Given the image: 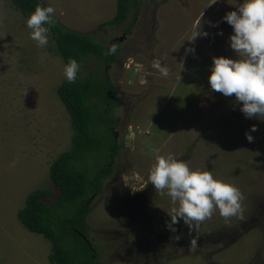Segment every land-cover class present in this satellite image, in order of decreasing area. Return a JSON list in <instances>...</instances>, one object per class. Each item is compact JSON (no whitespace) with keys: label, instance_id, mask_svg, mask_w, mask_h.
Masks as SVG:
<instances>
[{"label":"rangeland","instance_id":"1","mask_svg":"<svg viewBox=\"0 0 264 264\" xmlns=\"http://www.w3.org/2000/svg\"><path fill=\"white\" fill-rule=\"evenodd\" d=\"M40 1L55 8L63 27L89 33L106 47L116 44L115 62L87 56L79 70L80 77L91 72L107 77L118 95L113 172L85 221L87 238L99 252L97 264H135L125 253L144 236L162 255H168L166 241L182 244L172 258L159 259L163 264H264V119L247 118L234 95L211 90L207 81L211 57L238 58L228 45L231 26L222 17L239 0H138L125 21L112 27L103 23L114 16L116 0ZM25 18L0 0V264H51L50 242L27 231L17 212L37 189L50 191L46 204L56 200L59 190L50 182L49 167L69 149L72 130L56 92L64 62L51 38L43 49L30 39ZM197 31L207 35L193 38ZM154 58L168 66L167 77L151 67ZM151 148L236 186L241 211L224 218L214 210L203 221L189 226L179 221L170 231L165 224L173 205L148 183L157 154ZM104 149L97 164L110 160ZM143 187L149 192L144 227L151 233L138 229L129 235L131 222L118 216L117 201Z\"/></svg>","mask_w":264,"mask_h":264},{"label":"trees","instance_id":"2","mask_svg":"<svg viewBox=\"0 0 264 264\" xmlns=\"http://www.w3.org/2000/svg\"><path fill=\"white\" fill-rule=\"evenodd\" d=\"M5 1L24 17L37 3L44 6L40 0ZM137 2L116 0L115 14L103 26L124 22ZM55 21L50 38L64 63L72 57L81 64L87 56L106 64L115 61L116 52L106 54L109 47L92 39L89 33L65 28L56 18ZM77 77L73 83L63 79L56 90L72 130L69 149L49 167L50 182L58 188L59 194L53 203L46 204L44 199L50 191L34 190L17 212V219L27 231L50 242L48 261L51 264H97V248L86 235V215L90 211V197L101 193L112 171L111 159L118 150L113 132L116 124L113 107L118 99L116 86L99 72L85 77H80L78 72ZM104 148L110 150V160L100 165L97 161L104 156Z\"/></svg>","mask_w":264,"mask_h":264},{"label":"clouds","instance_id":"3","mask_svg":"<svg viewBox=\"0 0 264 264\" xmlns=\"http://www.w3.org/2000/svg\"><path fill=\"white\" fill-rule=\"evenodd\" d=\"M54 14L55 8L52 5L41 6L37 3L25 18V25L30 30V39L34 40L41 49L49 44L50 30L56 22ZM222 20L231 26L228 45L235 54H238V58L211 57L208 84L211 90L224 96L234 95L235 100L240 102V111L247 118L255 117L262 120L264 119V0H239L238 7L226 12ZM197 35L206 36L207 33L197 31L193 38ZM115 51L116 46L111 45L106 54ZM44 55L46 56V53ZM151 67L161 76L169 75L168 66L162 65L160 59L154 58ZM79 70L78 61L69 57L63 64L64 81L75 82ZM255 130V125H252L250 131ZM245 138L249 142L253 139L249 132L245 133ZM151 150L157 154L149 167L148 183L161 195H167L173 205L167 213L169 220L165 224L170 231H176L174 225L179 221H183L187 226L193 222L203 221L210 217L214 210H218L219 215L224 218L235 216L241 211L240 202L243 196L236 186L214 178L207 168L191 169L186 161L177 159L171 153L160 155L159 149L151 148ZM11 163L14 165L15 161Z\"/></svg>","mask_w":264,"mask_h":264},{"label":"flooded vegetation","instance_id":"4","mask_svg":"<svg viewBox=\"0 0 264 264\" xmlns=\"http://www.w3.org/2000/svg\"><path fill=\"white\" fill-rule=\"evenodd\" d=\"M111 45H116V44H114V42H112ZM107 67L108 66H106L105 68H107ZM112 170H113V168H112ZM112 172L113 171H111V173ZM109 179H110V176L107 180H109ZM105 182L103 183V185L105 184ZM147 193L149 194L148 190L145 189V187L141 188L140 190L133 188L132 190H129L128 192L124 193L123 198L120 197V199L117 201L118 216L121 218L127 219L128 220L127 222H131V224L129 225L130 229L128 230L126 228V231L128 230L129 235L134 230H138V229L142 230L143 231L142 233H144V232L147 234L151 233L150 228L144 227V225H145V223H147V221L144 218L145 207H144L143 201H144V198L146 197L145 195ZM96 195H92L90 198H92V197L94 198ZM123 232H120L121 233L120 235L122 238L125 237V239L123 241L126 242L125 240L127 239V237L129 235H127L126 232H124V233ZM86 235L88 236L87 228H86ZM159 240H161V238ZM89 241L91 242V240H89ZM197 244H199V243H197ZM132 245L134 246V248H133V246L132 247L130 246V248L127 247V250H129V251H126L125 255L126 256L132 255L131 257H135V259H132V261L135 264H163V263H160V261H161V260H159L160 258H162V257L163 258L165 257V259L172 258L173 255L171 254V252L174 251L175 253H178L179 249L182 248V244L179 245V243H178L176 246V241H172V240L169 241L168 240L164 243V245L166 246L164 248L166 249V252L168 251V255H166V254L162 255L163 251L161 249H159L158 246L151 247L149 245L148 238L146 236L142 237V240H140V241H137V240L134 241V243H132ZM178 247H179V249H178ZM121 249L122 250L119 251L120 256L123 254V250H124L123 248H121ZM140 251H142V253H140ZM96 252L97 253H95V255L97 254V257H98L99 252L97 249H96ZM137 253L139 254V259H136Z\"/></svg>","mask_w":264,"mask_h":264},{"label":"water","instance_id":"5","mask_svg":"<svg viewBox=\"0 0 264 264\" xmlns=\"http://www.w3.org/2000/svg\"><path fill=\"white\" fill-rule=\"evenodd\" d=\"M119 41H121V39H119Z\"/></svg>","mask_w":264,"mask_h":264}]
</instances>
